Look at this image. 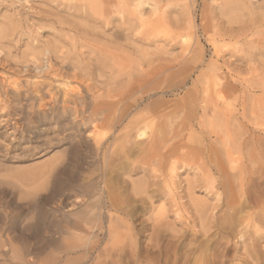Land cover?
I'll return each mask as SVG.
<instances>
[{
	"label": "rangeland",
	"instance_id": "obj_1",
	"mask_svg": "<svg viewBox=\"0 0 264 264\" xmlns=\"http://www.w3.org/2000/svg\"><path fill=\"white\" fill-rule=\"evenodd\" d=\"M88 1L0 0V264H264V221L215 226L225 203L264 214V0ZM217 81L228 94L209 123L200 92ZM138 87L143 103L114 108L123 124L109 111L90 121L93 101ZM142 115L171 152L157 178L146 137L126 138Z\"/></svg>",
	"mask_w": 264,
	"mask_h": 264
},
{
	"label": "bare ground",
	"instance_id": "obj_2",
	"mask_svg": "<svg viewBox=\"0 0 264 264\" xmlns=\"http://www.w3.org/2000/svg\"><path fill=\"white\" fill-rule=\"evenodd\" d=\"M95 1V0H93ZM99 1V0H98ZM106 1V0H104ZM139 1V0H138ZM86 2V0H85ZM89 1L87 0V3ZM90 5H93V2H89ZM96 4V3H94ZM127 5V4H126ZM94 6V5H93ZM101 7V6H100ZM92 8V7H91ZM110 8V6H109ZM111 9V8H110ZM120 8H118L119 10ZM126 10V8H124ZM136 10V9H135ZM96 11V10H95ZM116 11V10H114ZM120 11V10H119ZM118 11V12H119ZM100 12V16H102L104 18V16H107V14L110 13V10L108 8H101L99 10ZM117 12V13H118ZM114 12H112L113 14ZM129 13V12H128ZM101 17V18H102ZM109 17V15H108ZM139 17V16H138ZM111 19V18H110ZM137 20V19H136ZM90 27V26H89ZM111 34V33H110ZM130 37V36H129ZM126 41V40H125ZM124 45V44H123ZM137 54V53H136ZM1 57V56H0ZM116 62V61H115ZM66 69V68H65ZM98 69V68H97ZM81 73V72H80ZM92 75V74H90ZM60 77V76H59ZM104 82V81H103ZM109 82V81H108ZM6 86V85H5ZM10 86V85H8ZM15 87H16V84H15ZM226 87V86H225ZM3 88V87H2ZM1 88V89H2ZM9 89V88H8ZM246 89V88H245ZM5 90V89H4ZM10 90V89H9ZM104 90V89H103ZM27 91V90H26ZM72 91V90H71ZM246 91V90H245ZM9 93V91H6ZM71 92L69 90H67L63 97H62V102L63 104L65 105H68V107L66 109H70V105L71 104H74L75 100L77 97L75 96H72V94H70ZM146 93L144 90L141 89V87H138V88H134L130 91L129 95L127 96H124V97H119L118 99L116 98H111V100L109 101H105V102H97L96 100L93 101V108H92V112H91V116H90V121L92 122V120L96 119L97 117H101L102 115L105 114V112L109 111L110 115L111 116H114V115H117L118 118H116L118 120V124H123V121L124 119H126L128 116H125V109L123 110V112H120L119 114L114 110L115 106L117 107L118 103L120 104L121 102H124V100H127V99H131L133 98V105L135 107H137L139 105V102H142L143 100V97L142 95ZM203 96V99H202V103H203V107H202V114H203V117L204 119L210 114V120L208 121L209 123H211L212 121H216L218 118H219V104L221 102H223V99H224V96L228 94V91L224 89V85H222L220 83V81L218 82H213L212 85H207L205 87H203L201 89V92H200ZM10 94L16 96V97H21V96H24V99L26 101H29L33 99V97L29 96L27 93L23 92V93H12L10 92ZM9 94V95H10ZM136 95H141L140 99L137 100L136 99ZM224 95V96H222ZM6 96V95H5ZM8 97V96H7ZM12 97V96H11ZM146 97V96H145ZM152 97V95H151ZM210 97V99H209ZM9 98V97H8ZM6 98V100L8 99ZM15 98V97H14ZM19 100V99H18ZM24 100V101H25ZM36 100V99H35ZM39 100V99H38ZM42 100V99H41ZM9 101V100H7ZM12 101V100H10ZM23 101V103H24ZM119 101V102H118ZM128 101V100H127ZM19 102V101H18ZM16 102V103H18ZM20 103V102H19ZM143 103V102H142ZM21 104V103H20ZM19 104V105H20ZM26 104V103H25ZM18 105V106H19ZM35 105V104H34ZM38 105V104H37ZM29 107V106H27ZM120 107V106H119ZM130 107V106H129ZM22 108V107H21ZM125 108V107H124ZM20 109V108H19ZM82 109V108H81ZM134 109V108H133ZM116 112H114V111ZM244 116V114H242V117ZM202 117V116H201ZM202 117V118H203ZM89 118V117H87ZM98 119V118H97ZM96 119V120H97ZM148 118L144 117L143 115L140 116V117H135V118H132L130 119L129 121H127V123L125 124L124 126V129L127 130V134H126V138L129 137V134L131 131H135V135L134 137L135 138H141V137H146V142H145V146L143 148V151H144V154L146 155L144 157V162L147 166V168H150L151 171H152V174H153V177L154 178H157L156 177V173L158 171H161L169 162L170 160V149L167 147V145H165V141L162 139V137L158 134H155V124L152 120H148ZM113 120V119H112ZM110 120V121H112ZM203 120V119H202ZM254 120V119H253ZM168 121V120H167ZM98 122V121H97ZM101 122V121H100ZM201 122V125H202V121ZM99 123V122H98ZM224 123V122H223ZM94 124H97V123H94ZM93 124V125H94ZM112 124V123H111ZM110 124V125H111ZM117 124V123H116ZM227 124V123H226ZM115 125V124H114ZM201 127V126H200ZM229 127V126H228ZM113 128V127H112ZM92 129H93V126H92ZM96 129V128H95ZM157 130V128H156ZM93 132V137L95 139V141L98 143V144H101L102 143V136H100L97 132H95L94 130H92ZM172 133V132H171ZM262 133V132H261ZM134 134V133H133ZM176 135H179V134H176ZM115 138V134L113 136ZM132 137V136H131ZM177 137V136H175ZM105 138V137H103ZM188 138V137H187ZM224 138V137H223ZM222 138V139H223ZM106 139V138H105ZM131 139V138H130ZM129 140V139H128ZM191 140V139H190ZM219 141V140H218ZM236 141V140H235ZM223 144V143H222ZM243 144V143H242ZM258 147V146H257ZM252 149H255L254 146ZM152 151V152H151ZM100 152V151H99ZM150 153V154H149ZM99 154V153H98ZM149 154V155H148ZM248 154V153H247ZM223 155V154H222ZM249 155V154H248ZM249 157V156H248ZM258 157V156H257ZM225 159V158H224ZM202 160V163H199L200 165L198 166V170L201 171L202 173V178L206 184V186L208 187V189H210L211 191L212 190H215V187H214V183H215V180L212 179V178H205L203 177L204 174H205V170L208 169L206 167V163L203 161V158L201 159ZM215 164V163H214ZM229 169L232 168V170L234 169L232 166V162L229 163ZM235 165V164H234ZM145 166V165H144ZM143 167V166H142ZM220 167V166H219ZM255 167V166H254ZM149 170V169H148ZM168 183L170 185L174 184V181L172 183V180H173V177H174V173H176V167H175V163H172L169 165L168 167ZM176 171V172H175ZM148 172V171H147ZM146 173V172H145ZM162 173V172H161ZM197 173V172H196ZM159 174V173H158ZM245 174V173H244ZM148 175V174H147ZM225 179H226V184H223L221 187L223 189V191H227L229 193V195L231 194V196H233L234 194V190H235V187L233 185V182L234 180L229 177V174L225 172V175H224ZM167 177V176H166ZM165 177V178H166ZM234 178V177H233ZM239 178V176H238ZM177 179V178H176ZM165 181V180H164ZM243 181V180H242ZM167 182V181H166ZM236 182V181H235ZM241 182V181H240ZM165 183V182H164ZM228 183V184H227ZM165 185V184H164ZM227 185V186H226ZM174 186V185H173ZM156 187V186H155ZM240 187H242V184L240 183ZM194 188V186L192 187H188V190L189 191H192ZM238 188V187H237ZM174 189V188H173ZM177 190V189H176ZM244 190V189H243ZM251 190V188H250ZM162 191V190H161ZM172 191V190H171ZM156 192V191H155ZM173 193V192H172ZM223 193V192H222ZM222 193H216L215 195L217 196V198L219 199L221 197V194ZM227 193V194H228ZM250 193V192H249ZM260 194V193H259ZM223 195V194H222ZM99 196V195H98ZM101 196V195H100ZM174 197V195H173ZM252 197V196H251ZM176 198V197H175ZM96 199V198H95ZM250 199V198H249ZM248 198H246L243 202L239 201L237 202L236 204L237 205H226L225 204H221L219 205V207L221 209H224V213L228 214L227 218H224L222 219L219 223H217L216 228L217 229H228L229 231H234L236 230V228L240 227V226H243L244 228H257V224L263 222L264 220V214L262 215H256V214H251V215H248L247 217L245 218H240L239 214H241L243 212V209L248 207L250 205V202L251 200H249ZM256 199V198H254ZM177 200V199H176ZM226 200V199H225ZM234 200V199H233ZM101 201V200H100ZM257 201H252L251 203H256ZM99 203V202H98ZM150 203V202H149ZM175 203V202H174ZM173 203V204H174ZM151 205V204H150ZM258 205V203L256 204ZM98 206V205H97ZM183 206V205H182ZM253 206V205H252ZM177 207V206H176ZM179 207V206H178ZM162 208V207H161ZM214 208V207H213ZM99 209V207L97 208ZM164 210V207L162 208ZM177 209V208H176ZM102 210V208H101ZM199 210V209H198ZM213 210V209H212ZM161 211V209H160ZM251 211V210H249ZM164 212V211H163ZM161 212V213H163ZM212 212V211H211ZM100 213V211H99ZM160 213V212H159ZM165 213V212H164ZM212 214V213H211ZM243 214V213H242ZM102 215V214H101ZM188 215V214H187ZM103 216V215H102ZM109 216H112V215H109ZM108 216V217H109ZM99 218V217H98ZM114 219V218H113ZM220 220V219H219ZM204 221V220H203ZM116 222V221H115ZM101 223V222H100ZM119 223V222H118ZM203 223V222H202ZM194 224V223H193ZM263 224V223H262ZM117 225V224H116ZM115 225V226H116ZM165 225V224H164ZM200 225V224H199ZM100 226V224H99ZM129 226V225H128ZM119 227V226H118ZM131 227V226H130ZM117 228V227H116ZM241 228V227H240ZM259 228V227H258ZM118 229V228H117ZM223 230V231H224ZM220 231V230H219ZM228 231V232H229ZM256 231V230H255ZM238 232V231H237ZM239 238H243L244 237V232L241 233V231H239ZM107 233L110 238H113L114 235H115V230H114V225L112 226L111 224L107 227ZM155 234V233H154ZM253 234V233H252ZM251 234V236H252ZM257 234V232H256ZM185 235V234H184ZM248 235H250L248 233ZM247 235V236H248ZM120 236V234H119ZM103 237V236H102ZM260 237V236H258ZM258 237H256L258 239ZM250 238V237H249ZM262 238H264V236H262ZM107 239V238H106ZM130 239V238H129ZM244 239V238H243ZM257 239H253L255 242H259ZM133 240V239H132ZM260 240V239H259ZM262 240V239H261ZM216 241V240H215ZM239 241V240H238ZM250 241V240H249ZM225 242V241H224ZM244 242V241H243ZM242 242V243H243ZM106 243V242H105ZM108 243V242H107ZM119 243V242H118ZM130 243V242H129ZM111 244V242L109 243ZM219 244V243H218ZM112 245V244H111ZM215 245V244H214ZM114 246V245H113ZM191 246V245H190ZM217 246V245H216ZM241 246L244 247V245L241 244ZM254 246V245H253ZM255 247V246H254ZM225 248V247H224ZM193 249V248H192ZM191 249V251H192ZM246 249V248H244ZM255 249V248H254ZM206 250V249H205ZM229 251V250H227ZM246 251H248L246 249ZM257 251V250H256ZM107 252V251H106ZM147 252V251H146ZM225 252V251H224ZM249 252V251H248ZM254 252V251H253ZM247 252H245L246 254ZM209 254V253H208ZM248 254V253H247ZM206 255V254H205ZM121 256V255H120ZM223 256V255H222ZM204 258V257H203ZM138 259V258H137ZM214 259V258H213ZM244 259V258H243ZM260 259V258H259ZM142 260V259H141ZM215 260V259H214ZM214 260H212L211 262H213ZM246 260V259H245ZM248 261V260H247ZM205 263V262H203ZM252 263V262H251ZM214 264H215V261H214Z\"/></svg>",
	"mask_w": 264,
	"mask_h": 264
}]
</instances>
